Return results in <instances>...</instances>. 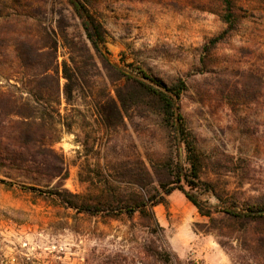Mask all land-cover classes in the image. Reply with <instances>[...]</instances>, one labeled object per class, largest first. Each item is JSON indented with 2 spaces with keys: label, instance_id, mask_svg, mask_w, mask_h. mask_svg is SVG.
Segmentation results:
<instances>
[{
  "label": "rangeland",
  "instance_id": "1",
  "mask_svg": "<svg viewBox=\"0 0 264 264\" xmlns=\"http://www.w3.org/2000/svg\"><path fill=\"white\" fill-rule=\"evenodd\" d=\"M82 1L101 25L111 62L166 87L184 82L179 110L201 168L197 180L189 178L195 186L182 181L183 189L211 206L217 197L236 207L264 201V0ZM52 42L53 56L27 66L21 50L46 51ZM86 48L67 0H0V180L13 183L0 182V264H264L263 225L240 230L220 213L211 222L180 190L165 196L152 218L77 213L20 188H58L92 202L107 188L128 198L142 166L150 193L172 179L167 166L179 162L188 173L184 145L159 116L128 110L115 126L102 123L95 105L114 97L120 83L107 79L96 58L82 59ZM70 53L81 55L78 66L87 75L67 100L62 65ZM52 59L55 103L34 78ZM10 98L20 113L46 115L65 179L38 165V145L18 148ZM18 151L24 163L7 153Z\"/></svg>",
  "mask_w": 264,
  "mask_h": 264
},
{
  "label": "trees",
  "instance_id": "2",
  "mask_svg": "<svg viewBox=\"0 0 264 264\" xmlns=\"http://www.w3.org/2000/svg\"><path fill=\"white\" fill-rule=\"evenodd\" d=\"M67 2L76 17L80 20L85 38L90 45V49L86 48L84 50V56H80L85 61H91L96 58L101 65V69L105 72L107 79L111 82L120 83L113 90L114 97L111 95L104 96L95 105L96 113L102 123L106 126H115L123 120L128 110L137 111L141 115L155 114L159 116L162 125L169 130L173 139L184 145L188 173H183V167L179 162L176 163L174 169L167 166L168 176L172 177V179H168L165 182L159 181L158 191L150 193L146 191V188L152 184L150 173L145 166H142L135 174L134 186L128 198L120 197L114 194L110 188H107L104 194L92 202L81 200L79 195L71 194L58 188H55L56 190L45 191L33 186L20 185V188L48 194L77 213L112 217L121 214L132 217L134 213H138L141 217L148 216L152 218L154 217L153 208L157 205H164L166 202L165 196L174 190H180L185 198L196 208L198 214L209 218L211 222H213L212 215L220 213L232 223L240 224V230L246 231L252 225L264 226V201L258 200L256 203L245 202L242 207H236L231 204L226 205L217 197L219 204L211 206L198 200L194 195L183 189L180 185L182 181L186 182L189 187L195 186L194 181H189V178L197 180L201 168L193 138L179 110L180 95L185 89L184 82L180 80L171 87H166L160 81L143 72L140 75H134L118 67L108 57L109 52L104 45L101 25L89 13L84 2L82 0H67ZM45 47L47 49L46 51L28 49L27 52H24V50H21L22 55H20L25 60L27 66L31 68L41 58L47 55H54L55 47L53 46V42ZM90 50L92 54L89 52ZM17 52L20 51L17 49ZM80 56L70 53L69 64L63 62L62 65V76L66 81L64 94L67 100L72 97L76 81H79L81 78L83 79L87 75L78 66L80 62L78 58ZM52 64L53 59L49 64H44L41 73L34 78L39 83L40 89L45 90V92L47 91V97L52 98L51 102L55 103L57 102L55 101V97L59 94V78L55 74V69ZM31 96L34 102L37 103L39 100L37 95L31 94ZM9 100L11 101V106L14 108L16 102L12 98ZM10 116L18 118L16 120H9V123L12 125L13 134L15 135L12 139L19 143L17 145L18 148L28 149L29 143L38 145L40 154L37 161L38 165L48 172L51 177H60V180L65 179L63 159L51 148L55 142V137L49 133V126L46 124V115L44 113L36 115L33 110H29L27 113H20L16 111L15 107L10 112ZM7 153L9 156H13V162H17L18 160L23 163L25 162L19 157L22 154L20 151ZM0 182L8 185L13 184L3 180H0ZM200 226L199 223H195V229L197 231L202 233L211 232L209 229H203ZM262 233H264V229ZM218 243L222 247L224 246L220 241Z\"/></svg>",
  "mask_w": 264,
  "mask_h": 264
}]
</instances>
